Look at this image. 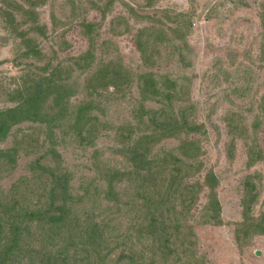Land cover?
Returning <instances> with one entry per match:
<instances>
[{
    "label": "trees",
    "instance_id": "1",
    "mask_svg": "<svg viewBox=\"0 0 264 264\" xmlns=\"http://www.w3.org/2000/svg\"><path fill=\"white\" fill-rule=\"evenodd\" d=\"M153 1L145 0L142 15L128 4L132 16L148 21L133 33L147 70L137 74L140 106L133 109L132 119L114 125L103 115L107 106L99 99L130 91L133 76L120 56L108 51L105 41L99 45L106 56L96 55L100 23H78L88 45L70 57L71 61L52 67L48 58L39 65L45 58L40 37H48L49 28L39 22L37 8L47 0H0L4 36L18 40L13 60L16 65L25 61V68H34L25 71L21 83L14 87L10 95L14 104L0 108V141L24 121H36V127L44 124L45 138L53 140V129L64 123L84 149L94 146L99 128L103 130L107 124L104 129L114 128L115 132L113 153L120 155L123 163L120 167L110 164L92 150L89 173L80 176L76 188L74 174L62 165L53 147L29 159L26 173L14 177L7 187L0 184V264H204L198 255L197 234L189 222L204 188L203 222H221L218 179L213 170L208 169L202 181L192 180L203 168L198 135H205L206 129L193 116L186 87L168 73L152 71L164 49L166 58L176 56L186 64L194 11L171 13L167 7H156V12L149 13L145 8ZM110 3H94L102 18ZM60 23L52 15L54 31ZM110 29L113 35L125 34L130 31L129 20L119 16L110 21ZM62 34L56 33L55 40L63 39L66 44ZM75 69L86 73L81 84L72 79ZM78 92L84 97L73 105L71 98ZM146 100H155L157 106L145 107ZM259 107L264 109V97ZM234 115L226 117L228 132L232 138H245V126L235 123ZM141 125L147 129L137 130ZM26 134L19 140H25ZM170 137L179 142L168 150L153 151L158 142ZM14 139L12 145L0 148V178L12 175L21 156L29 155L22 144L25 141ZM232 148L230 142V154ZM247 154L248 165L264 160V149L255 143L248 146ZM254 179L247 174L243 180L242 220L235 225L239 247L251 236L264 235V209L257 216L252 213L257 199Z\"/></svg>",
    "mask_w": 264,
    "mask_h": 264
},
{
    "label": "rangeland",
    "instance_id": "2",
    "mask_svg": "<svg viewBox=\"0 0 264 264\" xmlns=\"http://www.w3.org/2000/svg\"><path fill=\"white\" fill-rule=\"evenodd\" d=\"M107 1L109 0H47L45 5L38 7L39 22L45 23L49 28L48 37H40V47L45 58L42 57L39 65L48 61V58L52 67L58 62L65 65V62L71 61L70 57L77 56L88 45L78 23L82 20L99 22L97 45L105 41L108 51L118 54L133 76L130 91L120 90L111 93L112 95L105 94L99 99L107 106L103 115L114 125H119L125 119H132L133 109L140 106L137 74L147 68L135 48L133 33L148 21L135 18L129 9L132 6L142 15L144 9L141 6L145 0H110V8L102 18L98 9L94 8V3ZM156 7H167L171 13L194 11L192 29L188 36L191 52L186 64L178 62L176 56L166 58L168 51L164 49L162 58L152 67V71L159 75L168 73L186 87L188 100L193 104V116L206 129L205 135H198L202 147L199 158L203 168L192 180L202 181L206 171L213 170L218 179L216 192L221 206V222H203L205 212L202 206L206 202L204 188L192 209V217L189 218L197 234L198 255L204 264H264V235L251 236L250 241L242 247L238 246L235 239L236 222L242 220L241 197L244 193L243 180L247 174H252L257 183V199L252 213L257 216L264 209V160L253 165H248L247 162L250 144L255 143V146L264 149V109L259 107L264 97V0H154L145 9L148 8L149 13H152L153 9L156 12ZM52 15L61 22L55 26V31ZM119 16L129 20L130 31L113 35L110 32V21L117 20ZM17 17L21 18L19 14ZM3 25L0 14V108L14 104L10 100L14 87L21 83V77L26 75L25 71L34 69L25 68V61L16 65L13 58L18 40H8L4 36ZM61 32L67 40L66 44L63 39L55 40V34ZM100 47L99 45L96 55L106 56L101 52L103 47ZM85 74L80 69H75L72 79L81 84ZM82 94L83 92H78L73 96L71 103L75 105L84 97ZM143 104L145 107L157 106L155 100H146ZM232 113L236 114L234 122L245 126V138H232L228 132L226 117ZM100 117L103 119L101 114ZM37 124L39 123L36 121L21 122L0 141V148H5L13 144L14 138L19 140L27 133L25 140L19 141H25L22 144L30 151L28 156L20 155L18 166L12 175L0 178V184L4 187L17 175L26 173L29 159L38 157L49 147L60 154L62 165L74 174L73 184L76 188H79L80 176L89 173L91 161L88 157L91 158L92 150L96 149L99 158L108 159L110 164H123L122 157L113 153L117 145L115 132L114 128L104 129L107 124L103 130L99 128L94 146H86L84 149L77 145L76 136L70 133L64 123L59 129H53V140L45 138V125L36 127ZM140 129H147V126L141 125L137 130ZM178 142L177 137L163 139L154 146L153 151L168 150ZM230 142L233 144L231 154Z\"/></svg>",
    "mask_w": 264,
    "mask_h": 264
}]
</instances>
